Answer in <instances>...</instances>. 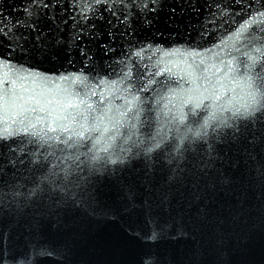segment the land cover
Segmentation results:
<instances>
[{
  "label": "snow or ice",
  "instance_id": "snow-or-ice-1",
  "mask_svg": "<svg viewBox=\"0 0 264 264\" xmlns=\"http://www.w3.org/2000/svg\"><path fill=\"white\" fill-rule=\"evenodd\" d=\"M58 3L59 0H27L21 4V10L31 23L17 19L11 24L7 20L0 24V140L15 142L20 138L21 145L36 146L23 175L18 174L15 159L0 156V211L7 213L14 209L21 213L25 208L40 206L50 211L63 209L89 215L107 211L104 208L107 188L119 184L134 148L137 156L143 154L145 191H155V167L157 160L162 159L166 174L160 173L164 179L162 185H157L161 189L160 201L169 202V191L180 185L189 190L190 202L205 201L198 209V216L204 219L208 218L210 205L218 194L228 190L234 195L231 192L237 182L234 173L242 167L243 175L255 174L264 180V10L253 12L252 5H248V17L219 45L204 52L183 48L162 51L157 47L161 57L156 61V70L147 77L137 73L135 81L129 61L133 55L142 56L145 48L152 45H142L138 51L125 49L124 57L128 60L116 61L127 68L120 69L121 79L99 81V85H108L105 88L108 95L121 93L123 105L114 108L111 103L103 105L104 93L98 103L90 98L96 95L94 90L83 95L72 90L74 83L86 84L88 77L83 72L50 78L10 62L16 51H31L49 59L59 55L64 41L56 37L46 43V32L39 27L42 19L55 21L54 16L46 17L42 10L55 8ZM110 3L122 7L107 6ZM80 4L81 0H70L69 7ZM101 4L106 5L104 11L114 18L107 21L109 28L114 23L123 24L131 34L136 12L147 28L155 23L154 17L145 13H155L158 0H151L152 7L149 0H84L79 9L80 21L74 16L71 19L74 25H82L72 39L78 42L76 50L85 67L95 53L84 43L88 34L83 26L96 28L89 21L103 19L96 8ZM228 14L227 9L219 13ZM216 18L217 13L213 12L206 19L215 24ZM22 28L30 32L21 31ZM207 32L203 26L198 34L203 38ZM91 35L99 39L94 33ZM107 35L110 41L117 39L112 31ZM115 51L111 45L104 46L105 55ZM161 76L165 79H156ZM172 77L188 86L171 87ZM60 82H68V86ZM142 92L151 95L142 98ZM148 100L155 101L151 111L156 113L157 127L154 132L142 133L140 129L146 124L149 129L152 127V118L146 115L149 109L144 107ZM257 148L261 149L259 153ZM8 152L16 154L17 149L9 146ZM153 154L157 159H153ZM19 162L25 163L23 159ZM126 198L129 206L137 203L136 193L131 189ZM139 206L150 226L145 237L155 241L159 237L157 229L162 230V226L159 223L153 226V203L145 199ZM175 227L178 237L183 238L187 229L182 223ZM37 248L38 254L53 258L58 255L55 249L40 242ZM8 260L0 247V264H8Z\"/></svg>",
  "mask_w": 264,
  "mask_h": 264
},
{
  "label": "water",
  "instance_id": "water-1",
  "mask_svg": "<svg viewBox=\"0 0 264 264\" xmlns=\"http://www.w3.org/2000/svg\"><path fill=\"white\" fill-rule=\"evenodd\" d=\"M26 2L27 0H0V24L4 20L11 24L17 19L25 24L31 23L21 10V4ZM69 3L70 0H59L57 7L43 9L45 16H54L55 21L45 18L39 22V27L46 32V43L54 41L56 37L64 41V45L58 49L59 55L49 59L31 51H16L10 62L50 78L83 72L88 77L86 84L74 83L71 85L72 90L81 95L85 91L90 94L94 90L96 95L90 98L98 103L100 94L104 93L106 99L102 102L103 105L111 103L114 108L123 105L121 93L113 92L108 95L105 91L108 85H99V81L121 79L120 69L126 71L127 68L124 64L117 65L116 61L121 58L128 60L124 57L125 49L135 48L138 51L142 45H152L150 49L145 48L142 56L133 55L129 61L128 66L132 67L135 81L137 73L147 77L156 70V61L161 57V52L156 51L157 47L162 51L183 48L204 52L219 45L221 40L226 39L248 17V5H252L253 12L257 9L264 10V0H158L157 11L145 13L154 17L155 23L151 28L144 25L143 17L136 12L132 19L133 31L129 34L123 24L114 23L109 28L107 21L114 18L111 13L104 11L106 5H96L103 19L89 21L95 23V29L83 26L88 34L85 35L84 43L95 53L85 67L76 50L78 42L72 39L76 35V29L82 25H74L71 19L74 16L77 22L80 21L79 9L84 0L73 7H69ZM215 5H221L222 8L217 9ZM107 6L122 7L111 3ZM149 7H152L151 0ZM224 9L229 14L219 15ZM213 12L217 13L215 24L206 19L211 18ZM203 26L207 27L208 32L201 38L198 33ZM21 31L30 32V29L22 28ZM108 31L117 36L115 41L109 40ZM93 33L99 39L93 38ZM107 45H111L116 51L105 55L104 46ZM156 79L163 80L165 77ZM171 81L173 88L188 86L177 77H172ZM60 83L68 86V82ZM117 87L122 88V85ZM140 95L145 98L151 93L142 92ZM154 104V100H148L144 105L145 109H149L146 115L152 118V127L149 129L146 124L140 129L142 133L154 132L157 127L156 113L151 111ZM9 146L16 148L17 153H9ZM35 148V145H21L20 138H16L15 142L0 140V156L5 160L9 156L15 159L20 175L25 173L30 154ZM256 151L259 153L261 149L257 148ZM229 155L236 158L233 153ZM21 159L25 161L24 164H20ZM153 159H157L156 154H153ZM124 168L119 184L107 188L104 204L107 211L89 215L82 211L66 212L63 209L50 211L44 206L25 208L21 213L14 209L7 213L0 211V247L9 258L8 264H264V180L258 179L255 174L243 175L242 167L234 173L237 180L231 189L234 195L229 194L228 190L218 194L210 205L208 218L204 219L198 216V209L203 207L205 201L199 204L190 202L189 190L180 185L169 191V202L160 201L158 197L161 189L157 185L163 183L164 177L160 173L166 174L162 159L157 160L155 167L157 176L153 192L145 191L142 185V153L137 156L134 148ZM228 171L231 172V169ZM28 187H31L30 183ZM128 189L136 193L135 205L129 206L126 198ZM145 199H150L153 203V226L156 223L162 226V230L157 229L159 237L155 241H149L145 237L150 226L145 222V213L139 206V202ZM181 223L187 229L183 238L178 237L175 227ZM37 242L55 249L58 255L53 258L38 254Z\"/></svg>",
  "mask_w": 264,
  "mask_h": 264
}]
</instances>
